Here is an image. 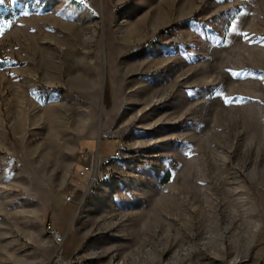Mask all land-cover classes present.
<instances>
[{"label":"rangeland","instance_id":"obj_1","mask_svg":"<svg viewBox=\"0 0 264 264\" xmlns=\"http://www.w3.org/2000/svg\"><path fill=\"white\" fill-rule=\"evenodd\" d=\"M152 223L161 264H264V0H4L0 264H131Z\"/></svg>","mask_w":264,"mask_h":264},{"label":"bare ground","instance_id":"obj_2","mask_svg":"<svg viewBox=\"0 0 264 264\" xmlns=\"http://www.w3.org/2000/svg\"><path fill=\"white\" fill-rule=\"evenodd\" d=\"M152 211V210H150ZM172 209L170 207H160L153 209V212L155 213H170ZM154 223L148 224V226L143 227L141 230L142 233L145 234L144 237H142L141 240H137L135 238H132V240L136 241L137 244V251L135 250V258L133 259L131 264H161V253L163 250L166 249V241L168 239V236L170 239H175L177 241V237L175 235L171 236L166 229L165 234H161V229L155 225ZM170 245V244H169ZM146 246H149L150 248L146 251L142 250Z\"/></svg>","mask_w":264,"mask_h":264},{"label":"built area","instance_id":"obj_3","mask_svg":"<svg viewBox=\"0 0 264 264\" xmlns=\"http://www.w3.org/2000/svg\"><path fill=\"white\" fill-rule=\"evenodd\" d=\"M124 149V145L120 144L118 146L115 155L118 156ZM80 161L82 163L80 174L86 176L92 183L99 182L104 180L107 177V172L100 170V161L99 157L92 153L90 150H86L81 154ZM72 196L69 195V198ZM55 236L58 238V241H62V236L59 232L54 230Z\"/></svg>","mask_w":264,"mask_h":264},{"label":"crops","instance_id":"obj_4","mask_svg":"<svg viewBox=\"0 0 264 264\" xmlns=\"http://www.w3.org/2000/svg\"><path fill=\"white\" fill-rule=\"evenodd\" d=\"M255 257L258 258L257 260L259 261H264V231H263L262 239L256 246Z\"/></svg>","mask_w":264,"mask_h":264},{"label":"snow or ice","instance_id":"obj_5","mask_svg":"<svg viewBox=\"0 0 264 264\" xmlns=\"http://www.w3.org/2000/svg\"><path fill=\"white\" fill-rule=\"evenodd\" d=\"M4 2V0H0V4H2Z\"/></svg>","mask_w":264,"mask_h":264}]
</instances>
